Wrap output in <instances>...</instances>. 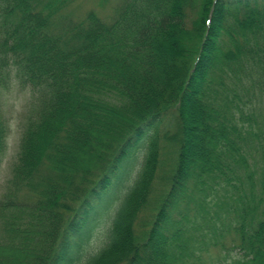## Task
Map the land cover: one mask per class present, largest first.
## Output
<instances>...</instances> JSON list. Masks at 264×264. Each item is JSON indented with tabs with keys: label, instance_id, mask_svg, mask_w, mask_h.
<instances>
[{
	"label": "trees",
	"instance_id": "1",
	"mask_svg": "<svg viewBox=\"0 0 264 264\" xmlns=\"http://www.w3.org/2000/svg\"><path fill=\"white\" fill-rule=\"evenodd\" d=\"M69 1L0 0V264H264V0Z\"/></svg>",
	"mask_w": 264,
	"mask_h": 264
},
{
	"label": "rangeland",
	"instance_id": "2",
	"mask_svg": "<svg viewBox=\"0 0 264 264\" xmlns=\"http://www.w3.org/2000/svg\"><path fill=\"white\" fill-rule=\"evenodd\" d=\"M119 0H70L66 12L72 15L74 19H81L84 15L94 9L101 13L105 18L111 17L115 6ZM32 103V94L28 87L21 85V82L15 77V73L12 71L9 78L5 80L4 87L0 88V109L1 117L7 126V140L6 150L4 155L0 157V195L4 192L5 184L10 176V166L15 160V154L17 152L18 142L21 135V126L24 116L29 112ZM261 104L256 106L259 108L256 111L257 123L253 127L254 131L257 132V126H259V118L264 116V108ZM106 211L101 213V225L98 229L105 228L108 221L109 215L112 211ZM108 212V213H107ZM97 232H95L92 241L97 239ZM72 243H76L78 240L73 238ZM80 241H78L79 243ZM95 242V241H94ZM81 242L78 244L80 245ZM94 244L93 242L91 243ZM223 251L219 253L216 249H212L210 253L204 254L206 263H209L210 257L212 258H223ZM232 257V258H231ZM240 258V255H236L231 252L227 258L221 261V264H229L232 259Z\"/></svg>",
	"mask_w": 264,
	"mask_h": 264
}]
</instances>
